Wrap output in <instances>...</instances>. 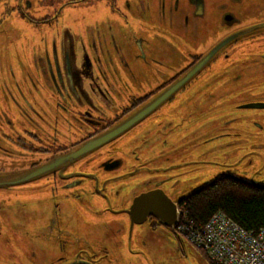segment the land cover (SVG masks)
Wrapping results in <instances>:
<instances>
[{"label": "flooded vegetation", "instance_id": "1", "mask_svg": "<svg viewBox=\"0 0 264 264\" xmlns=\"http://www.w3.org/2000/svg\"><path fill=\"white\" fill-rule=\"evenodd\" d=\"M0 41V264H216L166 222L222 176L264 187V0H0Z\"/></svg>", "mask_w": 264, "mask_h": 264}, {"label": "built area", "instance_id": "2", "mask_svg": "<svg viewBox=\"0 0 264 264\" xmlns=\"http://www.w3.org/2000/svg\"><path fill=\"white\" fill-rule=\"evenodd\" d=\"M173 230L217 264H264V228L245 229L220 210L204 222L182 210Z\"/></svg>", "mask_w": 264, "mask_h": 264}, {"label": "trees", "instance_id": "3", "mask_svg": "<svg viewBox=\"0 0 264 264\" xmlns=\"http://www.w3.org/2000/svg\"><path fill=\"white\" fill-rule=\"evenodd\" d=\"M217 210L245 229L264 228V187L222 176L189 196L184 209L190 218L199 222L206 221Z\"/></svg>", "mask_w": 264, "mask_h": 264}, {"label": "water", "instance_id": "4", "mask_svg": "<svg viewBox=\"0 0 264 264\" xmlns=\"http://www.w3.org/2000/svg\"><path fill=\"white\" fill-rule=\"evenodd\" d=\"M237 37V35L236 37H234V34L230 33L220 39L216 44H214L211 48L205 51L203 55L192 66H190L180 76H178L177 79H175L167 87H165L158 94H156V96L150 98L148 101L141 104L138 108L129 113L125 118L118 121L107 132L76 147L70 152L69 155L71 157L81 155V153L95 148L104 141L120 134L139 120L143 119L146 115L154 111L158 106H160L167 99H169L188 81H190L192 77H194L199 71H201L209 63V61H211V59H213L215 55H217V53H219L224 48L225 45L231 43ZM144 202H146V200L141 201V203ZM147 212L152 213L153 211L149 209ZM176 222V209H173L170 220L166 222V225L172 228L176 224Z\"/></svg>", "mask_w": 264, "mask_h": 264}, {"label": "rangeland", "instance_id": "5", "mask_svg": "<svg viewBox=\"0 0 264 264\" xmlns=\"http://www.w3.org/2000/svg\"><path fill=\"white\" fill-rule=\"evenodd\" d=\"M35 8H37V4H36V6H35ZM13 18V17H12ZM12 22H14L15 24H20V22L19 21H17V20H13L12 19ZM5 24V23H4ZM6 26H8L9 25V23L8 24H5ZM4 25V26H5ZM29 42H30V45H31V47L33 46V45H36L37 43H38V40H39V38L40 37H44L45 35L44 34H42V33H39V32H36V31H34L32 28H31V30H30V33H29ZM6 39L9 41V42H11L12 40H14L15 42L17 41V36L16 35H14V34H8L7 36H6ZM0 43H1V41H0ZM0 53H1V50H0ZM13 67H14V70H15V73L16 74H18V72H17V65H16V63L14 62L13 63ZM238 115L241 117L242 115H246V113H242V112H238ZM255 120H258L259 122L260 121H262V119L261 118H257V117H255L254 118ZM177 235V234H176ZM178 236V238H181V240L183 241V243L185 244V247L188 249V250H195L194 249V247L192 246V245H190L182 236H180V235H177Z\"/></svg>", "mask_w": 264, "mask_h": 264}]
</instances>
